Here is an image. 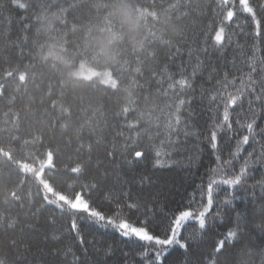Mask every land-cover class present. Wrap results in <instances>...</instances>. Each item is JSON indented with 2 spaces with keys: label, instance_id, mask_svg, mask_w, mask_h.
<instances>
[{
  "label": "trees",
  "instance_id": "obj_1",
  "mask_svg": "<svg viewBox=\"0 0 264 264\" xmlns=\"http://www.w3.org/2000/svg\"><path fill=\"white\" fill-rule=\"evenodd\" d=\"M15 3L28 5L26 15L29 27L26 32L18 29L16 24L8 27L7 18L0 16V224L19 218L20 223L34 225L35 231L28 234L26 242L38 258L36 264H60L48 253L63 245L46 242L45 236H50L62 226L66 233L69 219L62 218L52 208L43 209L39 197L42 190L56 200H61L58 198L61 193L70 198L77 193L81 183L91 180L93 170H89L86 180H77L71 173L72 167L81 159L77 154L79 142L83 141L85 150L89 143L96 142H107L109 147L115 145L125 150V155L117 158V174L152 175L168 196L165 211H175L178 206L186 204L188 196L198 193L206 169L216 166L207 147V136L217 118L215 107L209 109V98L216 93L211 87L215 81L211 84L205 82L207 71L203 73L204 79L197 80V85L204 84L209 89L208 98L201 100L197 95V102L192 106L194 119L190 121L195 125L194 132L200 131L205 122L207 130L198 141L189 140L187 150L171 156L174 161L171 168H153L155 151H171L165 147L168 139L165 127H159L157 132V124H153L152 130L141 136L137 131L129 130V126H137L134 119L136 112L129 115L127 121L117 113L134 91L130 86L134 75L124 71L130 62L135 68L134 54L142 55V50H146L153 41L168 40L174 46L172 51L180 47L181 54L170 57L168 48L157 44V59L150 61L149 66L159 65L158 70L168 66V72L159 77L160 80L177 73L182 64L190 72L189 64L195 65L197 56L200 60L205 59L199 50L203 49L205 41L210 48L212 41L208 40V36L214 35L213 28L220 26V17L212 8L202 12L196 7L197 4H212V0H15ZM176 3L192 4L193 8H181L173 13L169 5ZM212 7L215 5L212 4ZM4 11L13 20L16 19L15 9L6 4ZM237 25H245L243 17L226 28L232 41L230 45L214 53L210 48L213 65L223 64L227 59L231 67L234 59L243 57L247 52L245 45L250 47L247 39L250 29L244 27L242 33ZM242 48L244 52L240 51ZM190 52L194 54L191 59ZM243 63V59H236L238 68ZM80 64L89 69L106 71L111 79L115 74L121 80L119 90L115 92L107 88L97 78L76 74L74 71ZM235 75L240 76L241 73L236 72ZM180 78L176 75L177 80ZM228 79L231 81L233 77ZM244 79L246 81V77ZM138 83L145 89L151 86L153 93L159 92L160 85L152 82L147 73ZM163 87L166 89L167 84ZM227 92L234 93L235 89L227 87ZM221 94L226 95L224 92ZM168 97L144 93L132 99H139L140 107L147 113L155 110L157 105L162 109L165 104L171 103L174 99L171 92ZM222 111L221 108V119ZM258 123L264 126V119ZM244 134L241 131L239 137ZM137 145L149 154L133 169L126 161L134 156V152L128 156L126 150ZM244 147L248 152L252 151V148ZM255 149L259 155L260 144H255ZM96 151L102 154L104 148ZM48 154L49 164L45 165ZM242 157L246 158V152L241 151L237 157V169L244 163ZM39 166L40 170H29ZM250 167L253 179L249 180V185L256 183L264 174V164H250ZM42 181L48 184L50 191L46 190ZM255 191L259 194V186ZM225 195L224 191H220L218 199L223 200ZM238 195L243 197L245 193L241 191ZM97 197L98 203L107 207L108 195L101 196L97 191L93 193V198ZM236 203L241 208L248 206L247 200ZM33 207L35 216L29 215ZM256 207L259 208L258 202ZM52 217L56 218L54 224ZM85 232L89 233V230L85 229ZM6 237L7 234L0 233V244ZM93 238L97 248L104 245L115 248L116 254L109 264H117L121 249L133 250L131 244L123 242L111 230L105 233L101 229L87 234L89 241ZM41 255H44V260H39Z\"/></svg>",
  "mask_w": 264,
  "mask_h": 264
},
{
  "label": "snow or ice",
  "instance_id": "obj_2",
  "mask_svg": "<svg viewBox=\"0 0 264 264\" xmlns=\"http://www.w3.org/2000/svg\"><path fill=\"white\" fill-rule=\"evenodd\" d=\"M6 4L15 9L16 19L13 20L4 11ZM212 4H197L196 7L202 12L212 8L220 17V26L214 27V35L208 36V40L212 41L210 48L213 53L224 50L232 43L226 28L236 19L243 17L245 20L244 26L237 25L242 33L244 27L250 29L247 33L250 47L245 45L247 52L240 49L244 56L236 58L243 59V66L238 68L236 59L231 67L227 59L223 64L213 65L208 41H205V46L199 50L204 60L197 56L195 65L189 64L190 72L182 64L177 73L168 75L166 80H160L158 78L168 72V66L160 70L159 65L149 66L150 61L157 59V44L168 48L170 57L180 55L181 49L175 47L173 52L171 41H153L146 50H142V55L134 54V69L131 62L124 69L129 75H134L130 83L134 91L121 104L124 106L117 115L127 121V117L136 112L134 119L137 126H129V130H135L141 136L147 135L153 124H157V132L159 127H165L168 134L165 147L171 151H155L153 168H171L174 163L171 156L187 150L189 140L198 141L207 130V122L198 132L193 131L195 125L190 123L194 119L192 106L197 102V95L201 100L208 98L209 89L204 84L197 85V80L204 79L203 73L207 71L205 82L211 84L215 81L211 87L216 93L209 98V109L215 107L217 112L212 130L207 136V147L212 163L216 166L206 169L198 193L188 196L186 204L178 206L175 211H165L168 208V196L152 175L117 174V158L123 157L125 150L115 145L109 147L107 142L89 143L85 150L83 141L79 142L77 154L81 159L72 167L71 173L77 180H86L89 170H93L91 180L81 183L77 193L70 198L56 200L42 190L39 197L43 209L52 208L62 218L69 219L66 233L62 226L50 236H45L46 242L63 245L48 253L60 264H109L116 254L115 248L112 245L97 248L95 238L92 241L87 239L91 231L101 229L105 233L111 230L123 242L132 245L133 250H120L117 264H264V174L256 183L249 185V180L253 179L250 164H264V126L258 123L264 119V0H212ZM27 7V4H16L15 0H0V16L7 18L8 27L16 24L18 29L26 32L29 27ZM181 8L192 9L193 5H169L173 13ZM193 55L189 53L190 59ZM236 72L241 75L236 76ZM145 73L152 82L160 85L158 93H153L151 86L145 89L138 83ZM176 75L181 78L177 80ZM230 76L233 77L231 81L228 79ZM112 80L114 83L104 86L116 92L121 80L115 74ZM165 83L166 89L163 87ZM237 84L240 86L237 87ZM227 87L234 88L235 92H227ZM169 92L174 97L171 103L165 104L162 109L157 105L155 110L147 113L140 107L139 99H132L144 93L170 98ZM221 108L222 119L219 115ZM157 112L159 115H156ZM241 131L246 133L242 138L239 137ZM257 143L261 146L259 155L255 149ZM244 146L252 148V151L248 152ZM100 147L104 148L102 154L96 151ZM241 151L246 152V158L242 157L244 163L237 169L235 161ZM126 154L132 156L126 163L134 169L142 160L147 159L149 153L137 145L126 150ZM257 186L260 188L259 194L255 191ZM97 191L101 196L105 193L108 195L107 207L98 203L99 197L93 198V193ZM220 191L226 194L223 200L218 199ZM241 191L245 193L243 197L238 195ZM76 195L83 201V207L72 206L70 201L75 200ZM238 200H247L248 206L239 207L236 203ZM34 209L30 210L29 215H36ZM55 220L52 217L53 224ZM221 228L224 231H217ZM34 231V225L20 223L19 218L0 224V233L7 234L4 243L0 244V264H36L38 258L26 242L28 234ZM66 240L69 242L65 243ZM39 260H44V255Z\"/></svg>",
  "mask_w": 264,
  "mask_h": 264
},
{
  "label": "rangeland",
  "instance_id": "obj_3",
  "mask_svg": "<svg viewBox=\"0 0 264 264\" xmlns=\"http://www.w3.org/2000/svg\"><path fill=\"white\" fill-rule=\"evenodd\" d=\"M76 72V74L81 75V76H86L87 78H97L100 82L104 83V84H109V83H113L112 79L110 78V75L106 72V71H99V70H94V69H89L84 67L83 64H80L76 70L74 71ZM49 164V154H48V158L46 160L45 165ZM40 166L36 167V168H29V170L32 171H36V170H40ZM39 173V171L37 172ZM46 190L50 191V187L48 186V184L44 181H42ZM58 198L63 200L65 198H68L64 195H58ZM73 207H83V201L80 199L79 195L76 196V199L73 201H70Z\"/></svg>",
  "mask_w": 264,
  "mask_h": 264
}]
</instances>
